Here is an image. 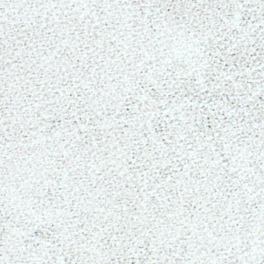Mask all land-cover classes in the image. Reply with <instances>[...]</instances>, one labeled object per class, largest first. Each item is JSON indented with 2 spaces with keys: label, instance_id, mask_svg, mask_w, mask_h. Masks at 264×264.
<instances>
[{
  "label": "snow or ice",
  "instance_id": "1",
  "mask_svg": "<svg viewBox=\"0 0 264 264\" xmlns=\"http://www.w3.org/2000/svg\"><path fill=\"white\" fill-rule=\"evenodd\" d=\"M0 264H264V0H0Z\"/></svg>",
  "mask_w": 264,
  "mask_h": 264
}]
</instances>
